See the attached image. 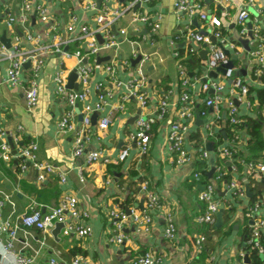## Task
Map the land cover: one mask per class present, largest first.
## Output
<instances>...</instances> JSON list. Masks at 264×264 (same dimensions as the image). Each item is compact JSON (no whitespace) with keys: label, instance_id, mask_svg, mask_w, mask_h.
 I'll return each mask as SVG.
<instances>
[{"label":"crops","instance_id":"0c3cea01","mask_svg":"<svg viewBox=\"0 0 264 264\" xmlns=\"http://www.w3.org/2000/svg\"><path fill=\"white\" fill-rule=\"evenodd\" d=\"M25 1L34 9L41 5L47 8L58 24L57 32L48 34L46 25L41 23L32 11L28 14L25 26L15 23L11 29L7 28L4 19L9 14L18 17ZM91 1L95 4V9L106 5L109 9L122 10L129 5L127 0H103L101 5H98V0ZM174 1L152 0L150 4L136 9L149 15L152 21L161 17L160 28L156 34H152L143 24H130L131 13H123L114 28L117 32V46L102 50L97 56L99 64L94 66L87 86L89 103L97 101V83L102 82L111 89L108 77L103 71V65L106 63L116 62L117 77L123 86L113 88V94L106 99L103 111L91 115V132L89 139L84 143L85 153L100 151L101 159L88 165L84 156L72 157L74 137L81 128L82 104L78 105V111L77 108L73 109L75 131L58 133L56 128L57 122L69 111V107L54 94V77L59 71L66 72L68 85L69 78L77 67L76 60L61 59L59 55L51 53L44 55L36 78L38 102L32 110H28L24 93L29 84L30 66L23 67L19 76L20 84L16 87H11L5 82L9 61L6 58L8 49L2 41V36L4 34L10 43L17 36L23 49H32L34 43L27 40L28 29L31 35L42 36L40 44L49 45L55 35H59L61 39L68 38L65 27L73 20L76 29L84 24L95 28L94 17L98 13L97 10L85 9L83 0H0V119L4 131V135H0V146L6 143L10 148L8 161L0 157V199L4 202L0 215L3 220L17 223L18 218L27 212L32 202L36 203L41 213H46L57 207L64 195H71L77 198L79 207L89 214L87 223L92 228L91 235L85 238L75 235L63 236L61 230L53 236L55 227L49 233L20 228L14 241V250L32 257V264H46L48 259L56 254L64 264H69L76 256L83 258L82 264H136V259L145 252H151L159 258L160 264H235L240 260L241 254L246 256L250 253L245 249V239L250 228L244 215L250 198H232L226 188V181L218 182L213 177L215 167L221 166L223 175H229L230 179L235 178L243 187L247 183L251 193L255 195L258 192L259 201L264 204V176L254 174L251 178L256 184H250L245 173L235 172L233 160L217 156L220 149L229 147V143L224 137L220 142L217 138L212 139L210 131L224 134L225 110L222 107L219 109L217 119L215 110L212 109L214 112H211L212 110L206 107L205 101L211 94L202 91L201 79H209L210 72L205 67L207 48L204 44L194 43L187 38L188 32L213 37L212 31L198 16L176 13ZM196 1L202 3L207 14L217 16L223 21L221 36L213 44L217 47L222 45L228 51L225 59L231 63L233 78L231 81L224 80V72L218 71L215 80L224 84V94L230 99L233 97L230 91L235 87L237 80L248 87L246 99L237 102L241 125L245 124L248 118H260L264 136V106L259 104L257 97V91L264 89V65H259L253 55L257 47L250 44L248 32L240 35L239 28L234 23L235 15L242 8L248 10L250 22L254 23L252 17L256 16L259 10L264 11V0ZM259 26L264 38V13L260 15ZM121 29L126 31L124 36L118 34ZM76 36L77 30L70 38ZM63 48L69 52L84 51V44L71 41ZM189 48H194L195 51L189 53ZM180 49H183V55L177 59L174 52L180 53ZM133 50H138L141 56L148 57L140 65L145 77L142 92L149 99L146 109L139 107L136 98L130 95L125 87L138 68L137 62H130ZM203 51H206L205 54ZM190 56L199 61L187 72L192 85L182 87L177 66L184 58ZM125 61H129L128 65H125ZM71 88H81V85H77L74 79ZM183 92L188 93L190 97L189 106L192 111V119H185L183 122L190 128L194 126L197 112L201 120L209 121L211 116L210 129H206L203 124L193 132L199 135V142L189 140L192 133L188 135L187 141L191 147L188 150L190 161L183 166L174 167L169 162L166 134L169 125L180 120V97ZM126 95H129L128 98L123 100ZM162 95L168 97V113L162 121L153 126L148 153L139 156L135 142L129 139V134L134 131L138 115L154 114ZM103 116L111 117V123L105 131H99L97 123ZM18 126L23 127L21 142L24 145L30 142L37 144V161L54 167L55 173L49 174L42 183L37 181L38 171L32 164L26 163V169L22 171L14 156L13 135L17 133ZM238 133L235 138L236 152L245 149L249 139L245 127ZM124 149H128V155L120 161L119 155ZM204 151L213 156V164L210 163V158H202ZM261 159L264 161V157ZM202 171L206 172L204 178L201 176ZM59 172L65 177L63 183L60 182ZM80 173L84 177L83 183L79 182ZM196 173L199 174L198 178L194 177ZM143 183L147 184L149 191L157 194L162 210L152 214V225L148 232L138 231V227L129 219L122 230L124 242L118 245L112 240L115 233L110 213L117 210L127 212L131 209L143 212ZM207 183L214 185L220 210L224 211L219 228L197 222L205 206L198 196ZM165 212L172 214L176 227V235L172 240L163 236ZM260 216L264 220V211L260 212ZM200 235H204L206 240L201 251L197 252L194 242ZM5 240L6 237L0 240V264L11 262L12 256H4L1 250ZM260 240L263 254L259 255L261 261H264V225L261 228ZM248 259L251 264L249 254Z\"/></svg>","mask_w":264,"mask_h":264},{"label":"built area","instance_id":"2783aa9c","mask_svg":"<svg viewBox=\"0 0 264 264\" xmlns=\"http://www.w3.org/2000/svg\"><path fill=\"white\" fill-rule=\"evenodd\" d=\"M129 5L126 9H109L106 5L102 8L95 9V4L91 0H83L85 9L97 10V15L94 17L96 23L95 28L84 24L80 25L78 29L75 27V20L67 24L65 30L68 34L67 39H61L59 35L53 37V41L49 45L40 44L42 38L41 35L33 36L27 29V40L34 43L32 49H23L20 45V39L15 36L14 40L10 43V48L6 52V58L9 61V66L6 71L5 82L11 87H16L20 84L19 76L22 72L24 65L30 62V79L27 89L25 90V103L28 110H32L38 102V87L36 78L38 77L39 70L43 64V57L45 54H57L61 59L74 58L77 62V67L74 71L76 75L77 85H81V88H68L67 86V73L59 71L54 77V94L56 97L63 100L69 107V111H66L61 119L57 122L56 128L58 133H69L75 131V125L73 121L74 113L73 109H76L79 104H82L81 115V128L76 132L74 137V146L72 150V157H85L86 163L91 165L98 162L101 159L100 151H92L85 153L84 143L90 137L91 128V115L92 113L102 112L106 99L113 94V88H121L123 83L118 79L116 72V62L110 61L103 65V71L108 77L111 89L102 82H99L95 86L97 92V101L89 103V91L88 83L90 77L94 71V66L97 64V56L102 50H109L117 46V32L115 31V24L123 13L130 12L129 23L132 25L143 24L148 27L152 34H156L160 28L161 17H158L157 21H152L149 15H146L140 11L133 10L135 5L139 4V7L146 6L151 3L152 0H127ZM102 4V3H101ZM176 13H185L189 16H198L199 20L206 23L211 28L212 36L215 41L221 36V28L223 21L217 16L207 14L201 2L196 0H175L173 4ZM34 12L37 19L46 25L47 33L57 32L58 24L53 20L49 14L47 8L43 5L31 8L29 2L25 1L21 9V13L18 17L7 15L4 19V24L7 28H12L15 23L25 26L28 22L29 12ZM264 13L261 9L257 15L252 17L254 23L250 22V14L248 10L240 9L234 17V23L239 28V34L245 35L247 32L251 34L250 44L257 47V50L253 53L256 57L259 65H264V38L262 37V29H260L259 21L260 15ZM77 30V36L70 38L71 34H74ZM120 36H124L126 31L121 29L118 31ZM101 37L102 42L98 41L97 36ZM187 38L194 41V43L204 44L207 48L208 58L205 64L208 72L216 71L229 64L225 59V54L221 48L222 45L217 47L210 41L209 35H202L196 32H188ZM71 41H78L84 44L83 50H76L69 52L64 50V46ZM223 47V46H222ZM3 49V48H2ZM1 51V50H0ZM194 48H189V53H193ZM174 56L179 59L178 52H174ZM139 58L137 62V69L135 73L130 77L125 87L130 92L129 94L136 98L138 105L141 109L148 107L149 99L142 92V88L145 84V77L140 69V65L148 59V57L141 56L138 50H133L131 55L132 59ZM92 61L90 62V60ZM130 61V60H129ZM128 61V62H129ZM125 61V65H128ZM178 70L180 74V81L182 87H188L190 79L187 72L181 63H178ZM233 68H225L223 78L224 80H230L233 78ZM205 82L202 81V91L204 93H210L205 105L209 109H214L217 113L215 117L219 119V109L222 107L225 110L226 120L230 125L237 126L241 124L239 117V110L236 102L246 99L248 93V87L236 81L235 87L231 89L230 93L233 97L230 99L224 94V84L217 82L215 79L207 78ZM208 79V80H207ZM196 81H199L196 79ZM236 88V89H235ZM129 95L123 97L126 100ZM190 97L188 93L183 92L180 97V120L172 122L166 134V149L169 153V162L174 167H179L187 164L190 161L189 151L185 147V138L189 135V125L183 120L192 119V111L189 106ZM169 110L168 97L162 95L157 103L154 114L150 115H138L135 120L134 131L129 134V139L135 142L137 152L139 156H144L148 153L149 144L151 141L153 126L162 121ZM212 110L211 112H214ZM1 114V112H0ZM213 114V113H212ZM211 118V116H210ZM209 121L205 123L206 129L209 128ZM111 123V117L103 116L97 123V129L99 131H105ZM23 127H17V133L14 134V156L19 161L20 170L26 169V163L32 164V166L38 171L37 181L42 183L46 180L49 174L55 173L54 167L48 163L38 162L36 153L38 146L35 142H30L24 145L22 143ZM214 132L210 131V135ZM0 135H4L0 119ZM0 157L4 161L10 159V148L6 143H2ZM236 147H226L218 151V155L229 161L233 160V155L236 154ZM128 155V149L121 151L119 160L123 161ZM203 159H209L208 152L204 151L201 154ZM247 170L253 174H259L264 176V161L250 162L246 165ZM60 182L65 181L64 175L59 172ZM222 167H215L214 179L216 181H223ZM195 178L199 177V174H194ZM79 182H84V177L79 174ZM226 188L230 192L234 199H245V189L235 178L229 179L226 182ZM141 189L145 192V210L138 212L137 210H129V214L124 211H112L110 213V220L113 225L115 235L112 237L113 242L120 245L124 242V236L122 235L123 226L125 223L131 220L140 232H148L152 225V214L156 211H161L162 206L156 193L148 190L147 184L143 183ZM198 199L205 205L203 213L197 218V222L201 225L213 226L216 215L220 210V204L216 197L215 187L212 183H207L204 189L199 193ZM4 206V202L0 199V209ZM264 211V204L260 202H253L248 205L245 211V217L249 221V240L248 244L250 249L256 250L259 254H263V247L261 244V228L264 225V220L260 216V212ZM89 214L79 207V202L75 196L64 195L57 207L50 209L46 213H41L37 208L36 203L32 202L26 213L18 218L17 223H13L11 220H3L0 215V240L2 237H6L4 244L2 245L3 255H11L10 264H32L33 258L25 255L24 253L14 250V241L17 237V232L20 228L23 229H36L44 233H49L56 224H62L61 234L63 236L75 235L78 238H85L91 235L92 228L87 223ZM165 227L163 230V236L168 239H174L176 235V227L173 221V216L170 213H164ZM206 240L204 235H200L194 242V247L198 251H201L203 244ZM244 254H241L240 260L235 264H246L244 262ZM83 258L76 256L69 264H82ZM136 264H160V259L153 255L151 252H145L139 256ZM46 264H64L62 263L58 255L50 257Z\"/></svg>","mask_w":264,"mask_h":264},{"label":"trees","instance_id":"16d2710c","mask_svg":"<svg viewBox=\"0 0 264 264\" xmlns=\"http://www.w3.org/2000/svg\"><path fill=\"white\" fill-rule=\"evenodd\" d=\"M183 49H180V53L179 55L182 56L183 55ZM198 59H195L194 57L190 56L187 58H184L180 63L185 67L186 72H189L190 69L193 68V66L195 64L198 63ZM257 97L259 100V104L261 106H264V89L262 90H258L257 91ZM224 134L222 135L221 132L218 133H214L213 137H211L212 139L217 138L218 142H220L223 137L226 138V140H228L229 143V147H233L235 148L236 143H235V138L238 136V131L240 129H242L243 127L246 128V132L249 136V139L247 141L246 147L243 150H240L239 152H237L236 154L233 155V164H234V170L237 173H245L247 180L249 181L250 184H256V181L253 180L251 177L254 175L252 172H250L249 170H247L246 165L250 162H257L262 160L261 158L264 157V136L262 135V123H261V119L257 118L256 120L248 118L247 121L245 122V124L241 125H237V126H233L230 125V123L226 120L225 121V125H224ZM211 139V140H212ZM189 140L193 141H197L199 142V135L197 133H192L191 135H189ZM244 168H246L244 170ZM205 171H202L201 176L202 178H204ZM222 180H225L226 182L229 181L230 176L229 175H223L222 174ZM252 187V186H251ZM251 189L254 190V187H252ZM259 193H255V195L252 196V198L249 199V204H252L253 202H260V198H258ZM248 240H249V233L247 234V237L245 239V249L247 251H249V255H250V260H251V264H262V262L264 263V261H261L260 255L259 253L254 250V249H250V246L248 244Z\"/></svg>","mask_w":264,"mask_h":264},{"label":"water","instance_id":"95a60500","mask_svg":"<svg viewBox=\"0 0 264 264\" xmlns=\"http://www.w3.org/2000/svg\"><path fill=\"white\" fill-rule=\"evenodd\" d=\"M102 1H103V0H98V1H97L98 5H101ZM98 7H99V6H98ZM138 8H139V4L135 5V7H133V10H136V9H138ZM248 35L251 37V34H250V33H249ZM97 38H98L99 42L101 43V42H102L101 37L98 35ZM2 41H3L4 43H6V48L9 49V48H10V41H9L8 39H5L4 34H3V36H2ZM210 41L213 43V42L215 41L214 37H210ZM221 48H222L224 54H228V51H227V50H225L222 46H221ZM205 52H206V51H203L204 54H205ZM138 60H139V58H137V59H132L130 62H131L132 64H135L136 62H138ZM97 64H99V59H97ZM28 66H30V62H27V63L24 65V67H28ZM229 67H232V66H231V63H229L227 66H224V67H222V68H220V69H219V68L216 69V71H210V73H209V78H211V79H216V78H217V72H218V71L224 72V71H225V68H229ZM203 70L205 71V69H203ZM74 79H76V75H75V73H72L71 76H70V78H69V83H68V85H67L68 88H71V82H72ZM202 81L205 82L206 79H203ZM236 105H238L237 102H236ZM76 110L78 111V108H77ZM195 115H196V122H195V125L192 126V127L189 129V133H188V134L195 132L196 129H197L198 127H200L201 125H203V124H205V123L208 122V120H201L197 112L195 113ZM187 139H188V135H187L186 138H185V147H186L187 150H190L191 147L188 145V141H187ZM208 147H209V145H208ZM210 163L213 164V158H212V157H210ZM227 165H228V164H227ZM210 176H211V175H210ZM244 189H245L246 197H247V198H252L253 194L251 193V191H250L249 186H248L247 183L245 184ZM129 212H130V211L127 210V213H128V214H129ZM223 214H224V211H223V210H219V212H218L217 215H216V219H215V222H214V224H213V227H215V228H219V227H221V225H222V216H223ZM62 228H63V225H62V224H56V225H55V228H54L53 231H52V235H53V236H56ZM248 254H249V253H248ZM248 254L244 257V262H245L246 264H249Z\"/></svg>","mask_w":264,"mask_h":264}]
</instances>
